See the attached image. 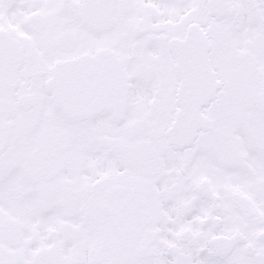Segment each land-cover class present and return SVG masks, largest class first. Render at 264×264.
Instances as JSON below:
<instances>
[{
	"label": "snow or ice",
	"instance_id": "1",
	"mask_svg": "<svg viewBox=\"0 0 264 264\" xmlns=\"http://www.w3.org/2000/svg\"><path fill=\"white\" fill-rule=\"evenodd\" d=\"M0 264H264V0H0Z\"/></svg>",
	"mask_w": 264,
	"mask_h": 264
}]
</instances>
